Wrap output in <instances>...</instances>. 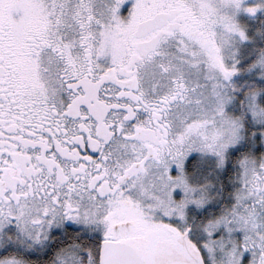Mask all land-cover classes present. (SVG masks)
Returning a JSON list of instances; mask_svg holds the SVG:
<instances>
[{
  "label": "flooded vegetation",
  "instance_id": "af4514ba",
  "mask_svg": "<svg viewBox=\"0 0 264 264\" xmlns=\"http://www.w3.org/2000/svg\"><path fill=\"white\" fill-rule=\"evenodd\" d=\"M28 1L26 8L12 0L6 17L0 8V222L11 243L0 258L54 264L74 244L99 264L101 243L110 241L143 259L125 224L112 223L99 238L80 232L75 215L113 204L152 166L174 159V187L189 197L173 226L144 234L161 236L157 255L165 262L154 264H222L207 256L218 242L238 247L231 251L236 264H264V81L256 68L262 0H234L239 10L229 21L200 19L198 0ZM236 49L234 63L228 51ZM223 57L230 70L221 80L229 89L236 77L230 113L242 129L218 171L206 148L175 152L172 129L195 90L186 67L219 66ZM43 209L54 215L49 245L40 252L11 242L22 217ZM214 220L220 228L210 234ZM230 221L246 234L232 235Z\"/></svg>",
  "mask_w": 264,
  "mask_h": 264
},
{
  "label": "rangeland",
  "instance_id": "374dc122",
  "mask_svg": "<svg viewBox=\"0 0 264 264\" xmlns=\"http://www.w3.org/2000/svg\"><path fill=\"white\" fill-rule=\"evenodd\" d=\"M11 1L0 0V8L5 6L2 11L3 14H1L2 17L8 15L7 11ZM23 4L26 8H29L30 2L23 0ZM198 4L201 7L199 17L203 21L210 14H213L215 18L229 21V17L236 14L237 10H239V5L234 0H198ZM261 4L262 9H264V0H262ZM228 53V58L234 61L238 55V50H229ZM223 55L226 56L225 50H223ZM221 61L219 66L214 62H209L205 68L199 63H192L186 67L190 70L189 74L193 75L195 90L192 89L190 99L180 112L178 119L176 118L174 121L172 129V147L175 152L184 153V146L206 148L207 152L205 153L214 156V162L219 167L218 171L223 167L228 151L239 145L242 129L237 115L230 113L232 97L229 95H231L232 90L237 89L235 87L236 77H234L228 89L221 78L224 79L223 70H230V66L224 57ZM234 63L236 62L234 61ZM256 68L259 72L258 79L264 81V45L257 56ZM257 119L262 121V114L257 115ZM259 132L264 136V129ZM169 152L174 154L172 149ZM196 152L195 154H200V150ZM173 160H164L159 166H152L151 171L140 177L130 188L129 192L119 193L113 199V204L109 205L106 202L100 208L85 207L83 213L75 215V222H77V218L78 221L80 220L78 225H76L80 228V232L87 234L98 233L100 238L99 235H102L103 232L106 234L112 223L125 224V227L128 228L127 237L137 244L139 248L136 249L140 250L145 264H154V260L156 262L159 260L160 262H165V259L163 260L159 254L157 255V249H159L158 240L161 239V236L153 234L148 240L144 234L148 230L158 231L161 228L164 229V226H173V223L178 219L176 216L180 215L176 208L179 205H185L183 202L189 197L186 191H176L177 188L174 187L176 178L174 177L173 180L171 175V171L175 169ZM53 217L54 215L47 213L45 209L39 210L37 215L32 214L22 217L17 227L20 234L11 238V242L19 244L21 248L26 250H39L42 252L50 243L48 242V236L51 226L48 224ZM38 221L42 222L39 226L33 227L31 225ZM220 224L221 221L214 220L209 225L210 234L216 232L220 228ZM229 225L232 235H240V232L246 234L242 229L241 223L230 221ZM34 229H38V231L35 232ZM53 229H57V227ZM58 231H63L62 227H59ZM165 232V240L170 241V234L167 231ZM7 234L6 227H2L0 222V249L5 244L11 245L7 241ZM38 236L39 239L37 240ZM214 244V247L210 248L207 254L211 262L216 259L222 264H236L233 261V253L231 251H236L238 247L231 246L229 251L227 247H222V243ZM230 245L229 243L228 246ZM14 249L17 251L18 247H14ZM161 252L164 253V249H161ZM153 253H156L154 259L149 260L150 255ZM168 256V261L175 259L173 251ZM0 264L24 263H19L13 259H5L0 260ZM54 264H98V262L91 250L88 251L86 248L82 252L77 245L70 244L59 252Z\"/></svg>",
  "mask_w": 264,
  "mask_h": 264
},
{
  "label": "water",
  "instance_id": "95a60500",
  "mask_svg": "<svg viewBox=\"0 0 264 264\" xmlns=\"http://www.w3.org/2000/svg\"><path fill=\"white\" fill-rule=\"evenodd\" d=\"M99 264H145V262L132 246L122 242L104 241L101 243ZM191 264H202V262L195 259Z\"/></svg>",
  "mask_w": 264,
  "mask_h": 264
},
{
  "label": "trees",
  "instance_id": "16d2710c",
  "mask_svg": "<svg viewBox=\"0 0 264 264\" xmlns=\"http://www.w3.org/2000/svg\"><path fill=\"white\" fill-rule=\"evenodd\" d=\"M231 154V153H230ZM29 259H32L33 260V258L32 257H30ZM0 260H2L1 258H0Z\"/></svg>",
  "mask_w": 264,
  "mask_h": 264
}]
</instances>
